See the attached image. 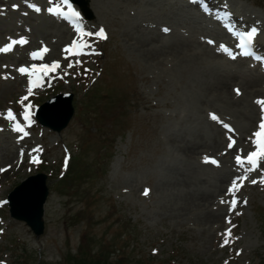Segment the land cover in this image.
I'll list each match as a JSON object with an SVG mask.
<instances>
[{
  "label": "rangeland",
  "instance_id": "374dc122",
  "mask_svg": "<svg viewBox=\"0 0 264 264\" xmlns=\"http://www.w3.org/2000/svg\"><path fill=\"white\" fill-rule=\"evenodd\" d=\"M9 1L13 11L0 9V47L10 43L9 38L26 37L28 43L22 48L15 45L13 55H0V114H5L0 115V264H66L70 255L102 251L112 263L122 259L129 264H264V160L246 181L241 180L245 184L232 191L227 202L216 190L218 185L227 190L244 175L235 157L246 158L252 149L244 148L243 136L252 139L263 116L257 101L264 96L244 90L236 103L232 86L231 94L212 93L204 100L194 92L191 80L200 71L220 70V74L227 62L232 73L247 76L256 72L252 65L263 67L262 62L232 60L220 48L230 46L228 38L216 39L213 34H228L217 16L204 14L184 0H180L183 5L174 0H96L97 8L89 1L92 16L84 14L95 26L90 32L103 28L107 39L89 37L86 41L94 53L78 57L63 50L79 35L61 36L58 18L47 11L49 0ZM23 1L28 6L18 12ZM30 3L41 11L35 12ZM222 3L242 15L248 28H257V38L264 42L260 35L264 0ZM152 36H158L154 43L163 46L157 47L158 61H150L143 45H136ZM197 36L206 41L195 43L197 49L184 47L190 49L187 55L169 51L167 45L182 37L201 42ZM204 45L213 46L227 66L211 68L207 61L212 57L201 63V58L190 54L193 50L207 57ZM45 46L47 57L30 58V53ZM22 53L27 58L19 63ZM180 58L185 60L179 63ZM5 62L9 70L2 66ZM38 62H60L61 67L28 95L26 74V86L15 87L21 79L17 69ZM170 67L176 73L168 72ZM186 72L194 75L189 79ZM237 79L227 81L238 83ZM258 87L264 89V83ZM61 92L74 93L75 111L68 126L58 131L69 101L53 116L54 125L40 124L36 111ZM26 95L28 99L19 103ZM191 101L195 103L189 105ZM25 107L32 110L30 125L23 119ZM9 109L27 136L6 124ZM248 115L255 121L246 129ZM187 141L203 142L204 147L188 157L178 146ZM38 172L47 174L50 189L40 236L11 216L7 200L16 185ZM190 195H203L210 202L189 201Z\"/></svg>",
  "mask_w": 264,
  "mask_h": 264
},
{
  "label": "bare ground",
  "instance_id": "6f19581e",
  "mask_svg": "<svg viewBox=\"0 0 264 264\" xmlns=\"http://www.w3.org/2000/svg\"><path fill=\"white\" fill-rule=\"evenodd\" d=\"M89 1H91L93 7L97 8L98 3L96 6V0H89ZM174 1L180 2V4L183 5L182 1H179V0H174ZM206 1L208 2L209 7H210L212 12L216 11V13H219V14H223L225 12V7L222 3V0H206ZM20 4L21 5L18 7V9H19L18 12H21L23 10V8H21V7L28 6L26 1H23ZM188 6H192V5L189 4ZM0 9L12 10L13 8L11 7L9 0H0ZM231 11H232V13L229 15H226V17L229 18L232 21V23L234 22L233 26H235V27L239 26L241 28L242 27L248 28V24H243V22H247V21H244L242 15H239L237 13V11H235L234 9H232ZM49 15L52 16L51 14H49ZM53 17H56V16H53ZM217 17H218V15H217ZM164 18H166V20L168 21L166 16ZM202 18L209 19V17L207 15L202 16ZM63 22L64 21L58 22L57 26L60 28L61 36L63 38H68L70 35H72L74 33V31L70 27V25L63 23ZM86 27H87V29H95V26H93V25L88 26V24H87ZM173 30L174 29L171 28L170 31L172 32ZM262 31L260 32V35L262 34V36L264 37V31L263 32ZM215 33H217V34H215ZM213 34L216 36V39H223V38L227 37L228 40L226 42L229 45H232L234 42V38L229 33L225 34V32H223V31H218V32H214ZM197 37H199L200 40H202V41L201 42L195 41V39L189 40L187 37H182V38H180L181 40L174 41L167 46L169 48V51H171L173 54H174V52H178L182 55L183 54L187 55V53L185 51L189 52L190 49L189 48L184 49V47H195V49H197L198 46L195 43H199L201 45L203 41H206L202 36H197ZM158 38H159L158 36H152V37H150V39H145L142 41H138V43H136V45H143L141 47V50L144 52L143 54L149 56L150 61H158L159 55L157 54L158 53L157 47H160V48L163 47V46H157V44L154 43L155 40H159ZM259 45L262 46L263 51H264V42H259ZM18 48H22V47L19 45ZM203 48L206 50L207 57H204L203 53L198 52V51L194 52L193 50H191L192 53H190V54H192L194 57L201 58V60H200L201 63L204 62L205 60H207L208 57H212L213 59H211V60L208 59V61H207L210 64L211 68L215 67L216 69H219V67L222 68V67L227 66V65H225V62H222V60H220L218 58L216 49L213 48V46L204 45ZM52 51L55 54L56 53L58 54L59 50H57V48H54ZM15 52H16V47H14L11 51L6 52V53L5 52L1 53L0 55L9 56V55H13ZM44 57H47V54H45ZM167 57H169V56L167 55ZM260 57H264V53ZM26 58H27V56L24 53H22L21 58H18V62L26 60ZM184 60H185L184 58H180V60H178V61L180 63V61H184ZM227 63H229L227 69H222L220 74H219L220 70L214 71L216 74H214V73L211 74V71L210 72H206V71L201 72L200 71V75H199V73L196 72L194 79H191L193 84H194V89H195L194 92L196 94L200 95L205 100L206 98L210 97L211 96L210 94H212V93H217L220 96L229 95L231 93L229 92L228 88L229 87L232 88V86H233L235 95H232V97L234 99V102H236V103H240L241 101H240L239 96L237 97V94L235 93V86H238V89L242 93H244V90H246L248 93L250 92V94H253L254 97L264 96V89H260L258 87L261 82L264 83V69L260 68V64H255L252 66V68H255L256 72H251L250 75L245 76V75H237L236 71H235V73H232L233 71L229 69V67L231 66V64H230L231 62H227ZM39 64H37V65H39ZM46 64H48V63H46ZM2 66L7 70L10 69V68H8V64L6 62ZM167 71L168 72H171V71L175 72L173 67H170V69ZM218 74H219L218 78L212 79L213 76L218 75ZM185 75L190 79V76L194 75V72H191V73L186 72ZM224 76H226V77H224ZM237 77L240 78V81L237 79ZM228 79H229V81L237 79L238 83H234V81L228 82L227 81ZM147 80L148 79H146V81ZM183 81L186 82V80L184 78H183ZM26 82H27V79L25 78V75H21V79H17V81H16L17 85H15V87L16 88H18L19 86L21 87ZM241 82H242V84H241ZM229 83H231V84H229ZM42 85H43V83H42ZM242 85H243V87H242ZM25 86H26V84H24L23 87H25ZM142 100L145 102V98H142ZM193 103H195V101H191L189 105H193ZM253 113H255V112L253 111L252 115H253ZM253 116L252 117L250 115L247 116V119L245 120L246 121V129L252 123V121H255ZM5 122H6V124H10V122L8 120H6ZM250 132H251V130L248 131V133H250ZM175 138H178V136ZM252 140L253 139H250L248 134H245L243 136L244 148H246L247 146L251 147L253 145ZM172 141L175 144L178 143L177 140H172ZM178 146H179L180 150L183 153H185L188 157H195V155L199 151V149L204 147L203 142H200V143L199 142H192L191 143V141H187V142L178 144ZM238 147L239 146H237V147L235 146V150H238L239 149ZM24 155H27V153H25ZM223 178H220V179L223 180ZM184 185H186V183H184ZM225 189L226 188H223L222 185H218L216 190L219 193V198H221L222 200L227 202V200L229 199V195L231 194V191L229 189H227V190H225ZM221 191H222V193H221ZM227 191L229 193H227ZM234 196H237V194H234ZM188 200L189 201L199 200V203H201L203 205L210 202L209 198L208 197L205 198L203 195L198 196V197H195L194 195H190Z\"/></svg>",
  "mask_w": 264,
  "mask_h": 264
},
{
  "label": "snow or ice",
  "instance_id": "6c2138e0",
  "mask_svg": "<svg viewBox=\"0 0 264 264\" xmlns=\"http://www.w3.org/2000/svg\"><path fill=\"white\" fill-rule=\"evenodd\" d=\"M49 3H52V0H49ZM61 4L66 6L67 10H64V8L61 7ZM29 7L32 8L35 12L39 13L41 9L34 3H30ZM47 11L51 15H55L58 17H61L74 26L75 30L77 33H80L81 37L87 36V37H92L96 36L99 38H107L105 30L103 28H100L96 33L92 32H84L81 24H80V15L78 12H76L72 4L70 3V0H59V2L56 4L55 7H49L47 8ZM165 32L169 31L167 28L164 29ZM258 34V29L255 27H252L250 31L247 32H241L238 33L237 35L239 36V44L238 47L242 49L243 51L241 52V55L243 56H252L253 55V42L255 37ZM10 43L4 45L3 47H0V52H9L12 50V48L19 44L23 46L24 44L28 43V40L26 37H21L20 39H12L9 38ZM210 43H214L212 41H209ZM91 44H89L87 41L83 39H78L74 40L70 45L66 46L64 48V52L67 53L68 55H74V56H80L85 54L86 49H90ZM220 48L227 53L232 59H235L236 57L232 55V53L229 51V49L225 45H220ZM49 51V49L45 46L40 50L34 51L30 53V58L32 60H43L44 55ZM257 60H264V57L256 56L255 57ZM79 63V61H77ZM70 67L72 66L71 64L69 65ZM60 67L59 62H53L51 65L49 64H32L30 67H25L21 66L20 68L17 69V71L21 75H27L28 76V87L26 89L28 95H31L33 92L34 87H40L41 86V80L44 78V76L48 75L50 72H55L57 68ZM7 79L8 77L5 76L3 77ZM237 95L240 94V90L236 89L235 90ZM28 99V96H24L19 103L23 104L25 100ZM257 103L261 106V111L264 113V100H258ZM0 115H5V114H0ZM31 113L27 110V107H25V110L23 112V119L28 122V124H31V119H30ZM5 118L12 123V130L17 132V133H22L23 136H27L28 132L25 131L24 127L21 125L19 121H17V118L15 114L12 112L11 109L7 110ZM213 120H216L217 117L215 115H212L211 117ZM225 127H229L228 125H225ZM253 136L255 139L252 140V143L255 147L254 151H251L247 154L246 158H242L240 155H237L235 157L237 165L241 166L244 169V175L240 177L241 180L247 179L248 174L252 171H255L259 166L261 160H264V116H262L261 122L259 124V130L256 131ZM229 148L233 147V143H229L228 145ZM209 158L205 157V162H208ZM33 162H38V161H33ZM212 163H216L215 160L211 161ZM250 166V167H248ZM253 184L257 183L256 180L252 181ZM261 183H264V179L261 180ZM232 189L237 188V182L233 181L232 182ZM148 194V190H145L144 195ZM246 202V201H245ZM236 205V200L233 199L231 201V206L235 207ZM230 235V230L227 233ZM224 243L227 244L229 243L228 239L224 240ZM239 254V253H238Z\"/></svg>",
  "mask_w": 264,
  "mask_h": 264
},
{
  "label": "water",
  "instance_id": "95a60500",
  "mask_svg": "<svg viewBox=\"0 0 264 264\" xmlns=\"http://www.w3.org/2000/svg\"><path fill=\"white\" fill-rule=\"evenodd\" d=\"M58 97L56 101L54 99L42 106L44 109H40L42 111H39L38 117L44 124L54 125L55 123L52 121L53 116L60 114V110L63 111V106L67 105L69 101V108H67L63 117L61 116L63 118L62 122L56 126V129L60 131L70 121L73 115V107L71 105L72 95H60V98ZM61 113L63 114V112ZM46 178L45 174L30 177L21 185L17 186L9 198L11 201L12 215L18 219L27 221L37 235H41L44 232V204L49 194Z\"/></svg>",
  "mask_w": 264,
  "mask_h": 264
},
{
  "label": "trees",
  "instance_id": "16d2710c",
  "mask_svg": "<svg viewBox=\"0 0 264 264\" xmlns=\"http://www.w3.org/2000/svg\"><path fill=\"white\" fill-rule=\"evenodd\" d=\"M66 259H67L66 264H129L128 261L122 259L116 260L114 263H112L108 258L107 251H102L98 254L81 252L76 257L70 255ZM140 264H144V263H140Z\"/></svg>",
  "mask_w": 264,
  "mask_h": 264
}]
</instances>
